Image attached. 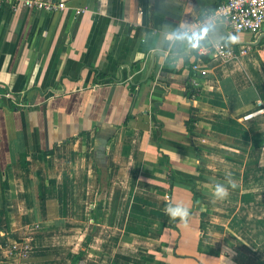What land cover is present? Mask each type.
Returning <instances> with one entry per match:
<instances>
[{
	"label": "crops",
	"instance_id": "crops-1",
	"mask_svg": "<svg viewBox=\"0 0 264 264\" xmlns=\"http://www.w3.org/2000/svg\"><path fill=\"white\" fill-rule=\"evenodd\" d=\"M27 1L0 0V264H71L82 249L78 264H264V27L176 38L226 0ZM216 41L239 59L198 57ZM82 195L98 216L42 249L38 230L66 227L64 197Z\"/></svg>",
	"mask_w": 264,
	"mask_h": 264
},
{
	"label": "built area",
	"instance_id": "built-area-1",
	"mask_svg": "<svg viewBox=\"0 0 264 264\" xmlns=\"http://www.w3.org/2000/svg\"><path fill=\"white\" fill-rule=\"evenodd\" d=\"M27 4L31 8L45 11H56L65 8L63 3L53 4L44 0H29ZM218 25L227 26L232 34L244 32L258 35L264 27V0H226L212 11L204 14L180 30L181 40L191 38L198 39L201 35L210 36L212 29ZM206 26V27H205ZM204 29L203 31H200ZM177 38V36H176ZM241 51L240 53H244ZM198 57L211 56L215 59L230 60L239 59L232 47L224 41H216L211 44H199L196 51ZM192 72L197 75H206L205 70L199 62L193 63ZM10 98V94L7 95ZM21 108L29 107L23 101L16 102Z\"/></svg>",
	"mask_w": 264,
	"mask_h": 264
},
{
	"label": "rangeland",
	"instance_id": "rangeland-1",
	"mask_svg": "<svg viewBox=\"0 0 264 264\" xmlns=\"http://www.w3.org/2000/svg\"><path fill=\"white\" fill-rule=\"evenodd\" d=\"M43 169L45 172L49 173L47 166L42 168V170ZM64 198L66 199L65 200L66 203H69L71 205L76 203L77 204L75 206L76 209L70 212H67V211L65 212L66 227L59 229V228L52 227L53 224H51L47 228H41L40 230H38L37 236H41L40 239L48 240V242L45 243V246L40 245L41 247H43L42 249L46 251H54L55 249H57V247H59V244H57L58 241H67L66 238L64 237L76 236V239H78L80 236V232L83 231L86 226H88L90 218L91 217L95 218L96 216H98V214H96V216L94 215L91 216V211L93 208H90L88 205L90 202L88 195L66 196ZM93 204H96V207H97L96 202H94ZM13 216H14V213H13ZM21 216L22 214L17 212L15 219L18 220ZM23 217L28 218L29 214H23ZM143 221L145 220L143 219ZM9 233H11V231ZM10 235L14 236L12 235V233ZM67 245L68 244L66 243L64 244L65 247H63L65 252L68 251L66 250V248H68Z\"/></svg>",
	"mask_w": 264,
	"mask_h": 264
},
{
	"label": "trees",
	"instance_id": "trees-1",
	"mask_svg": "<svg viewBox=\"0 0 264 264\" xmlns=\"http://www.w3.org/2000/svg\"><path fill=\"white\" fill-rule=\"evenodd\" d=\"M92 71L94 72V79H93V83L95 85H107V86H110L111 83H115L116 82V79L108 74H106L105 72H103L101 69H92ZM134 89V88H133ZM199 95V91L195 88H193L191 86L190 83H188L186 85V92H185V97L186 99H188L189 101H193V99H195L197 96ZM10 100L12 101L13 105H12V108L14 110H20V109H29L30 107H25V108H21L19 107L18 105H16V102L20 101L19 98L17 96H14V95H11L10 94ZM25 103V105H29L28 102L26 100L23 101ZM191 113L195 112L196 109L195 107H191ZM198 121V118L195 117L193 114L192 116L190 117V119L188 120L187 122V126H188V130L192 131L195 126L194 124ZM50 154H53L52 151H47V152H44V155L48 156ZM168 168H169V172H170V175H171V178H173L172 176V169L171 167L169 166L168 164ZM0 181L2 182V180L0 179ZM194 193V199L197 200L200 196L199 193H197V191L194 189L193 191ZM87 241V240H86ZM87 244V243H86ZM86 244L84 246H86ZM85 254H86V250L82 249L79 254H77L73 261L71 262V264H78L80 260H82L84 257H85Z\"/></svg>",
	"mask_w": 264,
	"mask_h": 264
},
{
	"label": "clouds",
	"instance_id": "clouds-1",
	"mask_svg": "<svg viewBox=\"0 0 264 264\" xmlns=\"http://www.w3.org/2000/svg\"><path fill=\"white\" fill-rule=\"evenodd\" d=\"M203 30L204 29H201L200 31H203ZM175 31H176L177 39H179V37L181 35L180 30L177 28ZM189 38L192 39L191 37H189ZM232 39H233V37L229 36V40H232ZM232 187H235L234 183L232 184ZM227 194H228V189H227V187L224 184L217 183L215 185L214 196L216 198H224V197L227 196ZM167 210H168V212L170 214H179V213L187 214V210L182 208L181 206L173 207V206L170 205Z\"/></svg>",
	"mask_w": 264,
	"mask_h": 264
},
{
	"label": "water",
	"instance_id": "water-1",
	"mask_svg": "<svg viewBox=\"0 0 264 264\" xmlns=\"http://www.w3.org/2000/svg\"><path fill=\"white\" fill-rule=\"evenodd\" d=\"M153 69V63H152V67L150 68L149 74L152 72Z\"/></svg>",
	"mask_w": 264,
	"mask_h": 264
}]
</instances>
